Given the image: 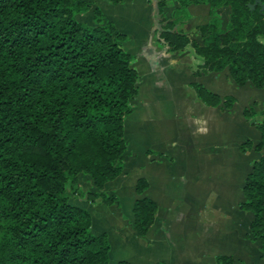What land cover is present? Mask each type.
<instances>
[{
  "label": "trees",
  "instance_id": "16d2710c",
  "mask_svg": "<svg viewBox=\"0 0 264 264\" xmlns=\"http://www.w3.org/2000/svg\"><path fill=\"white\" fill-rule=\"evenodd\" d=\"M176 1L170 19L163 14L166 1L157 2L158 39L170 51L191 52L195 75L227 69L236 85L264 89V8L250 9L255 0ZM201 3L212 10L228 6L226 27L212 14L193 35L176 30L188 18L187 7ZM90 9L82 0H0V264H110L107 233L92 232L90 213L70 203L69 192L84 196L78 177L86 175L96 188L86 193L88 201L117 202L104 186L123 168L124 119L132 112L138 73L121 46L126 36L112 22L99 23L98 8L94 25L77 18ZM191 86L205 105L231 109L236 102ZM242 113L260 140L248 139L240 150L261 154L244 179L238 207L251 213L249 231L264 256V109L249 106ZM147 188L139 178L132 206L138 237L158 209L142 196ZM216 264L234 259L219 255Z\"/></svg>",
  "mask_w": 264,
  "mask_h": 264
},
{
  "label": "crops",
  "instance_id": "0c3cea01",
  "mask_svg": "<svg viewBox=\"0 0 264 264\" xmlns=\"http://www.w3.org/2000/svg\"><path fill=\"white\" fill-rule=\"evenodd\" d=\"M82 1L89 3L91 9L78 15L79 20L94 25L93 10L98 8L102 13V23L112 22L116 30L126 36L121 46L132 56L131 64L136 69L138 78L143 76L150 87L148 94L136 101L143 103L144 111L148 112L150 132L157 133L156 127V130H153L152 121L156 120L159 114L165 113L174 118V125L165 130V146L164 142L155 137L153 147H143L139 150L140 153L133 149L130 170L135 168L136 173L132 179L127 178V172L130 170L123 161L121 173L105 184L104 192L116 196L117 203L106 205L88 201L86 193L96 191V188L88 176L78 177V186L85 194L74 196V201H70L90 213L91 230L94 234L107 233L110 241V259L114 258L115 263L119 260L129 262L121 259V255H116L113 250L115 244L114 246L121 248H133L134 260L140 264H169L161 257L153 259L152 254L155 251L165 252L168 247H176L175 253L178 254L189 253L186 248L198 244L199 239L204 238V235H208L205 233L210 231V234H215L211 239L215 237L216 241L222 240L229 247L239 243L243 245L244 251L256 249L257 252L260 243L250 234V223L247 226L237 224L235 216L249 215L250 221L252 218L251 213L240 210L236 204L239 206L243 201L244 179L251 171L252 162L261 152L255 151L253 147L242 152L240 145L248 139L255 145L260 140V133L244 118L242 112L245 106H253L256 111L263 110L260 106L264 104V89H256L250 84L239 86L242 95L234 96L236 102L231 109H225L222 104L205 105L196 96L192 83H199L221 97L229 95V91L222 89L221 84H236L227 69L218 73L195 75L192 61L196 65L198 61L191 52L170 51L158 39V0H125L120 4H112L108 0ZM165 1L163 14L170 19L179 8V3L176 0ZM187 12L188 18L178 22L175 29L193 35L196 27L212 19V14L220 18L221 27L225 28L230 10L228 6L212 10L208 4L201 3L190 4ZM195 38L199 40L198 35H195ZM136 103L132 106V111ZM237 126L246 135L237 136ZM222 131L229 134V140L225 139ZM131 132L128 130L127 133L126 130V138L130 136L132 141V134L135 133ZM207 139L208 144L214 146L213 152H217L216 149L222 146L229 150V159L224 161L226 167L231 165L229 156L235 158L232 179L239 197H236L232 204H227L218 194L216 153L212 154L213 157L205 154ZM217 140L219 142H216ZM168 149L178 152L180 157L185 159L177 169L174 165L175 158L168 154ZM139 178L148 182V188L142 196L155 201L158 208L154 223L144 237H138L132 226V206L140 197L135 191ZM123 193L127 195L126 203H123ZM230 214L231 223L216 222L217 215ZM225 219L230 220L227 217ZM229 252L218 255L213 253L211 264H216V257L219 255H234ZM261 256L263 258L262 254ZM261 261L264 263V258Z\"/></svg>",
  "mask_w": 264,
  "mask_h": 264
},
{
  "label": "rangeland",
  "instance_id": "374dc122",
  "mask_svg": "<svg viewBox=\"0 0 264 264\" xmlns=\"http://www.w3.org/2000/svg\"><path fill=\"white\" fill-rule=\"evenodd\" d=\"M94 11V10H93ZM88 12V11H87ZM86 13V12H85ZM80 15V14H78ZM77 15V16H78ZM94 15V12H93ZM102 13L101 16L99 17V23H102ZM86 24L90 25L88 22L84 21ZM98 22V21H97ZM96 23L95 21V17H94V24ZM133 63V62H132ZM192 65L194 67V69L196 70L197 65L195 64V62L192 61ZM133 66V64H132ZM134 67V66H133ZM231 82V81H230ZM231 86L229 84H221V88L222 89H226L229 95H233V96H238L240 97L242 95L241 93V87L234 85L231 82ZM149 85H148V81H146V79L143 78V76L141 78H138L137 80V93L132 101V106L136 103V101H138L140 98L143 99V95H147L148 91H149ZM193 88V87H192ZM262 96V95H261ZM240 101L242 103V100L240 98ZM245 107H249V106H245ZM244 107V108H245ZM253 107V106H252ZM262 109H264V104H262V106H260ZM243 108V109H244ZM148 112L144 111L143 109V103H136L135 105V109H133V111L127 115L124 119V135H125V139H126V151L124 153V163L125 166L127 168H129L130 170V165H131V160L133 157V149L136 152H139V150H141L143 147H153L154 143V139L155 137L159 139L160 142H164L167 135L165 130L168 127H171L174 125V118L172 115H166L165 113L159 114V116L157 117L156 120L152 121L153 122V130L155 129V127L157 128V133L154 132H150V126H149V118H148ZM139 122V123H137ZM134 128V131H133ZM126 130L128 133V130L132 131L131 133H135L132 134V141H131V137L127 136L126 138ZM152 130V131H153ZM223 132V136L225 137L226 140H229L230 136L229 134L227 135V133ZM221 132V133H222ZM244 136L246 135V133H243L240 130V127L237 126V136ZM234 137V135H233ZM251 137V136H249ZM222 138V137H221ZM222 140V139H219ZM206 145H205V154L207 155H211L213 153H216V185L218 186L217 191L218 194L220 195L221 199L225 200L227 204H232L236 197H239V193L238 191H236V186L234 188V182H233V171H234V164H235V158L233 156H229L230 159V166L226 167V163L224 162L225 159H229L228 156V149H224L222 147H218L216 150L217 152H213V148L214 146L209 145V139H207L206 141ZM216 142H219L218 140ZM221 142V141H220ZM164 146H165V142H164ZM168 154L174 156L175 158V163L174 165L176 166L175 169L178 168V166L180 164H182V162H184L185 159H183V157H180L181 155L176 152L173 151L171 149H168ZM173 151V152H172ZM140 153V152H139ZM213 157V156H212ZM128 170V171H129ZM136 173V169L133 168L132 170H130L129 172H127V178L128 179H132L134 177ZM109 196V194H107ZM123 203L127 202V195L126 193H123ZM241 189H240V196H241ZM74 196L76 197H80L79 195H74L73 193L69 192V202L71 203V201H74ZM71 200V201H70ZM118 201V199H117ZM214 201H216V198L214 199ZM219 201V199L217 200ZM117 203V202H116ZM115 204V203H114ZM236 207L238 208V203L236 204ZM223 209V208H222ZM224 210V209H223ZM231 214L229 216H220L217 215L216 216V222L219 224L222 223H231L232 222V218H231ZM231 218L230 220L226 221L225 218ZM235 221L237 224H242L243 226H247L250 222V217L249 215H236L235 216ZM212 231L210 232H206L205 234L208 233V235H204L205 237H201V239H199V243L198 244H192L190 246H188V248H186V250H189V253H175V251L177 250L176 247H168L167 251H155L154 254H152L153 259L157 260L158 257H161L163 260L168 261L169 264H211V258L213 256V253H216V255L218 254H222L225 252L230 251V254H234L231 255L234 259V262H236V264H261L262 263V256H261V252L260 249H251L250 251L246 252L242 249V244H234V246L232 245V247H229L228 245H225L224 242H222V240L216 241V238L214 237V239H211L210 237L214 236L215 234H210ZM214 240V241H213ZM213 241V242H212ZM110 242V241H109ZM252 242V241H251ZM259 242V241H258ZM112 243V241H111ZM113 245V244H112ZM115 245V244H114ZM113 245V250H115V252L117 253L116 255H121V259H126L129 261V264H140L139 262L135 261V254L133 252V248H121L118 246H114ZM228 246V247H227ZM180 249V248H179ZM178 259V260H176ZM110 264H115V260L114 258L110 259ZM153 264V262H152ZM264 264V263H262Z\"/></svg>",
  "mask_w": 264,
  "mask_h": 264
},
{
  "label": "water",
  "instance_id": "95a60500",
  "mask_svg": "<svg viewBox=\"0 0 264 264\" xmlns=\"http://www.w3.org/2000/svg\"><path fill=\"white\" fill-rule=\"evenodd\" d=\"M256 4H260L261 5V9L264 8V6L262 5V3L259 0H255V2L253 4H248L250 9H254Z\"/></svg>",
  "mask_w": 264,
  "mask_h": 264
}]
</instances>
